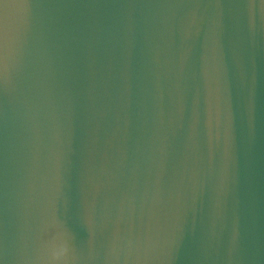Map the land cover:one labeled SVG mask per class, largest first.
Masks as SVG:
<instances>
[{
  "label": "water",
  "instance_id": "1",
  "mask_svg": "<svg viewBox=\"0 0 264 264\" xmlns=\"http://www.w3.org/2000/svg\"><path fill=\"white\" fill-rule=\"evenodd\" d=\"M0 264H264V0H0Z\"/></svg>",
  "mask_w": 264,
  "mask_h": 264
}]
</instances>
